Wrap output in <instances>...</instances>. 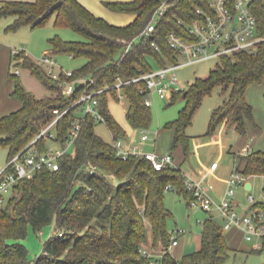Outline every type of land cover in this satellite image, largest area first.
Listing matches in <instances>:
<instances>
[{
  "label": "trees",
  "instance_id": "1",
  "mask_svg": "<svg viewBox=\"0 0 264 264\" xmlns=\"http://www.w3.org/2000/svg\"><path fill=\"white\" fill-rule=\"evenodd\" d=\"M208 1H106L113 10L136 14L126 25L95 14L79 0H6L0 4V18L14 17L6 26L7 31L24 25L43 26L53 17L57 27L82 32L83 40L51 37V51L86 57L87 61L74 70L75 77L86 76L93 80L79 84L73 94L65 95L59 80L52 78L25 50L12 54V60L23 58L21 66L29 68L50 94L36 96L11 69L12 94L22 105L0 116V148L8 149L9 160L26 150L58 111L69 108L57 121V140L66 138L77 119L82 127L72 150L60 158L59 169L45 167L21 178L7 200L0 203V264H30L29 249L22 242L28 227L42 229L54 220L56 234L46 240L35 264H157L141 246L146 237V219L156 238L161 236L165 244L158 264H226L230 246L222 224L212 217L204 221L199 249L181 258L169 249L172 236L169 237L166 225L170 211L164 201L168 183L172 182L187 198H194L182 168L167 165L157 170L148 158L135 155L123 159L114 142L104 140L96 132L97 121L92 114L84 113V103H76L86 89L109 86L97 94L99 108L114 140L126 137V129L117 121L109 104L110 96L121 99L114 85L123 80L121 93L129 100L126 111L129 123L136 128L149 127L152 106L145 103L139 92L142 82L129 80L153 69L154 64L163 66L168 61H177V50L167 40L169 31L175 30L187 39H194L189 25L201 17L198 8L209 10ZM163 3H167V10L159 18L156 29L150 35L142 34ZM251 8L258 18V34L264 37V0H252ZM220 59L206 77H198L189 87L175 91L169 102L185 100L179 116L166 126L174 129L173 146L183 145L186 153L189 150L186 128L192 124L203 97L216 86H222L223 92L228 94L212 113L211 133L226 119L244 133L247 119L253 117V105L247 99L246 90L252 83L264 79V39L254 51L240 49L223 54ZM47 142L44 136L34 141L41 150L46 148ZM236 156L237 169L242 173L264 175L263 148ZM89 162L97 165L94 172L87 169ZM255 205L264 209V198Z\"/></svg>",
  "mask_w": 264,
  "mask_h": 264
},
{
  "label": "rangeland",
  "instance_id": "2",
  "mask_svg": "<svg viewBox=\"0 0 264 264\" xmlns=\"http://www.w3.org/2000/svg\"><path fill=\"white\" fill-rule=\"evenodd\" d=\"M103 8L109 14L113 23L125 24L129 20L130 16L128 14L112 11L105 4ZM100 16L104 17V15ZM105 18L107 17L105 16ZM5 21H7V17L0 18V41L3 40L11 44L13 49L25 50L35 60L41 59L47 51L52 52L49 39L55 35H59L66 40L85 39V35L80 31L66 26L57 27L54 24L53 17L46 25L36 28L24 25L13 31H6ZM55 58L58 64L55 68L60 69L62 66L65 70H75L87 61L86 57L76 58L67 53L55 54ZM220 61V57H211L178 68L177 74L182 80V87H189L198 77H206ZM157 67L154 64V68ZM12 68L11 64L10 71ZM20 70V81L29 91L38 97L49 94L47 86L29 68L22 65ZM227 94L228 92H223L222 86L218 85L211 93L203 97L200 107L194 114L192 124L186 128V133L189 135V150L187 153L183 145L173 146L174 129L166 126L167 122L179 116L180 109L185 105L184 99L180 98L169 104L172 100L156 97L152 105V121L149 127L144 128L150 137L143 145L145 151H156L160 154L171 153L175 158L176 165L181 167L189 178L199 182L206 188H210V185L214 184L215 189H211L210 193L218 200L222 196L214 194V190L225 187V179L234 166L235 154H241L244 148H264V79L261 82L252 83L246 90L247 99L253 105V117L247 119L246 132L244 133L237 131L231 124L226 125L225 120L214 132H210L212 113L215 108L223 103ZM109 104L117 121L126 129V137H129V142L139 143L143 128L133 127L129 123L126 115L129 104L128 98L124 96L118 100L110 96ZM95 130L104 140L114 141L113 133L106 122L97 121ZM47 143L48 145L55 144L52 140H48ZM213 160L218 161L221 165V171L217 174L208 172V166ZM8 161V149L0 148V169L6 166ZM250 180L254 183V189H251V192L258 201L264 196V176H252ZM241 187H236V191L243 202L247 204L248 200L244 199L245 194L243 195L244 190ZM11 194V190L5 193L7 198ZM164 201L170 211L166 225L169 237L171 238L177 229L184 230L178 238L179 244L171 245L169 248L177 258H181L184 254L199 248L204 221L211 217V213L205 210L200 203H193V199L187 198L176 188L165 190ZM215 218L220 224L223 223L217 214ZM53 234H56L55 220L42 229L37 230L31 225L28 227V233L22 239V242L29 249L30 264H35L37 256L43 250L44 243ZM246 244H248V247L253 245V243ZM141 246L158 264L164 253L165 244L161 236L156 238L152 225L147 219L146 237ZM248 247L230 248V256L226 264H264V249L252 251Z\"/></svg>",
  "mask_w": 264,
  "mask_h": 264
},
{
  "label": "built area",
  "instance_id": "3",
  "mask_svg": "<svg viewBox=\"0 0 264 264\" xmlns=\"http://www.w3.org/2000/svg\"><path fill=\"white\" fill-rule=\"evenodd\" d=\"M208 2L209 10L198 8L197 11L201 17L196 18L189 25L190 34L195 37L194 39H187L179 35L175 30L169 31L167 40L177 50V61H168L166 65L142 71L139 75L129 80L142 82L139 86V92L147 105L152 106L156 97L172 100L174 92L183 88L182 80L177 74V69L181 66L211 57H220L223 54H232L240 49L254 51L259 41L264 39L263 36L258 34V18L251 8L252 0H209ZM167 6V3H163L156 9L142 34L150 35L156 29L157 22L166 12ZM180 22H183V20H180ZM132 43L133 40L129 42L128 49ZM154 45L158 48L156 43ZM21 50L14 48L13 54ZM22 60L23 58H14L12 60V71L19 76L21 75L20 62ZM37 61L47 69L48 74L52 78L59 80L65 95L73 94L79 84H86L89 80H92L86 76L75 77L74 70H65L62 66L60 69H56L55 67L58 64L53 52H45L43 57ZM124 82L119 80L114 85L118 87L121 98L124 97L121 93V85ZM107 87L109 86L105 88ZM105 88L90 91L86 89L76 101V103L83 102L84 113L92 114L96 121L105 122L97 97V94ZM68 109L58 111L57 116L45 125L34 139L35 141L37 138L44 136L48 140L54 141L55 144L48 145L47 143L46 148L41 150L33 141L26 150L18 152L0 170V203H4L7 200L5 193L9 190L12 191L14 185L21 178L37 169L47 167L57 170L60 168V158L72 150L82 127L80 119H77L72 123L66 138L63 141L57 140V121ZM148 139H150L149 134L143 128L139 143L124 144L120 140H114L113 142L117 148L118 155L125 160L131 155L145 157L152 162L157 170H161L167 165H176L174 156L171 153L160 154L156 151H145L143 145ZM249 151V149H245L243 153L245 154ZM218 165L219 162L214 161L210 168L216 169ZM86 166L90 172H94L97 169V165L92 162H89ZM184 174L186 184L194 196L193 203H200L205 210L211 213L212 218H215L217 214L223 221L224 230L239 229L243 232L244 238L254 244V249H264V209L255 205L257 200L250 190H248L246 198L251 203V207L244 212L240 211L237 206L236 187H245V183L251 175H245L239 169L234 170L228 178L224 194L218 200L210 193L208 188L189 178L186 173ZM167 188L174 189L176 186L169 183ZM183 232V229L174 231L171 245L179 243L178 238ZM144 253L148 254L146 251Z\"/></svg>",
  "mask_w": 264,
  "mask_h": 264
},
{
  "label": "crops",
  "instance_id": "4",
  "mask_svg": "<svg viewBox=\"0 0 264 264\" xmlns=\"http://www.w3.org/2000/svg\"><path fill=\"white\" fill-rule=\"evenodd\" d=\"M3 1H6V0H0V4ZM25 1H34V0H25ZM79 1L82 2L85 6H87L90 10H92L95 14L104 15V17L106 16L107 19H109L110 21H113V20L109 17V14L105 12V9L103 8L104 4H105V6L108 9H110L112 11L128 14L130 16L129 20L125 24H120V25L129 24L136 17L135 13L116 11V10H113L110 7H108L107 4H106V1H120V0H79ZM5 17H7V21H5V29H6V26L10 22H12L14 17L11 16V15L9 17L8 16H5ZM114 23L115 24H119V23H116V22H114ZM12 54H13V46L11 44L1 40L0 41V116L5 115L7 113H10V112L18 109L22 105L20 99L12 94L13 89H14V81L12 79H10V75H9L10 74L11 64H12ZM49 94H50V92H49ZM225 122H226V125L227 124L230 125V123L228 122L227 119L225 120ZM113 137H114V134H113ZM119 140L121 141V143H124V144L125 143H132V142H129V137L128 138L127 137H123V138H121ZM245 149L253 150V148H244L243 152L245 151ZM243 152H241V153H243ZM214 161H216V160H213L211 162V164ZM233 161H234V166H233V168H231V171H230L229 175H227L228 177H226V179H225V183H226L225 187L222 188V189L214 190V194L220 195V196H222L224 194V192H225V190L227 188L228 178H229L230 174L234 170L237 169V166H238L236 154L234 156ZM211 164H209V166H208V172L210 174H217V173H219L221 171L220 163H219V165H218V167L216 169H211L210 168ZM184 173H186V172H184ZM256 175L259 176L258 174H253V175L249 176L247 182L245 183V187H243V186L241 187V188H243V190L245 192V193L243 192V195L245 194L244 195L245 196L244 199H246V200H247L246 195H247L248 190L251 191V189L252 190L254 189V183L250 179H251L252 176H256ZM260 176H263V175H260ZM248 183H250V185H248ZM208 189H209V191H211V189L212 190L215 189L214 184H211L210 188H208ZM263 190H264V188H263ZM262 198H264V196ZM237 206H238V209L240 211H244L245 212L251 207V203H249L247 201V204H245L243 202V200L241 199V196L239 195V193H237ZM225 236L227 238V241H228V244H229L230 248L237 249V248H242V247H245V246L248 247V244H246V243H249V245H250V243L252 244L251 241H248V240H246L244 238L243 232L241 230H239V229H236V228L225 230ZM200 245H201V241H200V244H199V248H200ZM248 248H250V250H252V251H261V250L254 249V244L251 245Z\"/></svg>",
  "mask_w": 264,
  "mask_h": 264
},
{
  "label": "water",
  "instance_id": "5",
  "mask_svg": "<svg viewBox=\"0 0 264 264\" xmlns=\"http://www.w3.org/2000/svg\"><path fill=\"white\" fill-rule=\"evenodd\" d=\"M248 185H250V183H248Z\"/></svg>",
  "mask_w": 264,
  "mask_h": 264
}]
</instances>
